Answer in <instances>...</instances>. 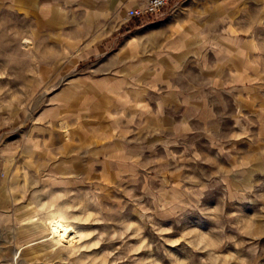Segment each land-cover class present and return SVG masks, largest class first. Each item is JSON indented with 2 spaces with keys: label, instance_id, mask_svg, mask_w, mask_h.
I'll return each mask as SVG.
<instances>
[{
  "label": "rangeland",
  "instance_id": "rangeland-1",
  "mask_svg": "<svg viewBox=\"0 0 264 264\" xmlns=\"http://www.w3.org/2000/svg\"><path fill=\"white\" fill-rule=\"evenodd\" d=\"M25 3L0 0V264H264V0L109 34Z\"/></svg>",
  "mask_w": 264,
  "mask_h": 264
},
{
  "label": "crops",
  "instance_id": "crops-1",
  "mask_svg": "<svg viewBox=\"0 0 264 264\" xmlns=\"http://www.w3.org/2000/svg\"><path fill=\"white\" fill-rule=\"evenodd\" d=\"M17 4L24 5L25 0H16ZM144 2V0H30V6L32 9V14L37 15L36 19L41 20L40 13L45 12L44 9L41 7L48 6V10L46 11L47 14V20L51 21L52 14L57 11V14L63 15V12L58 11L56 9H51V6L56 5H65V6H75V7H83L89 9V7H93L91 10L92 16L90 18H86L84 20L89 21H102L104 29L106 34H109L111 32L118 31V29L122 26V23L125 20V14L126 10L132 7H136L141 5ZM24 3V4H23ZM27 5V4H26ZM66 16V15H65ZM66 18L64 17V21ZM164 21L162 18H157V20L152 19L150 23H154L155 28H160V22ZM157 30V29H155ZM155 32V31H154ZM106 36V35H105ZM135 36H132L133 38ZM129 38V39H131ZM125 80V85L128 87V92L130 93V86H134L135 82ZM95 82H97L96 86L101 85L102 88L99 93L103 97L98 99V102H110V100L117 99L118 95L120 94V91L116 86L120 83V78H110L109 76L99 77L95 79ZM70 86V85H69ZM68 89V86L63 88L61 91L62 93L65 92V90ZM134 89V88H133ZM131 90L135 92L134 90ZM100 105V104H99ZM105 109L107 108V105H104ZM6 196V195H5ZM0 230H3V178H0ZM3 258H0L2 260Z\"/></svg>",
  "mask_w": 264,
  "mask_h": 264
},
{
  "label": "built area",
  "instance_id": "built-area-1",
  "mask_svg": "<svg viewBox=\"0 0 264 264\" xmlns=\"http://www.w3.org/2000/svg\"><path fill=\"white\" fill-rule=\"evenodd\" d=\"M171 0H144V2L136 7L126 10L127 17H141L147 14H155L165 8Z\"/></svg>",
  "mask_w": 264,
  "mask_h": 264
}]
</instances>
